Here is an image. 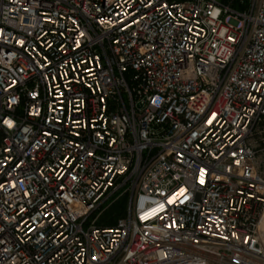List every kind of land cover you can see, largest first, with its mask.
Here are the masks:
<instances>
[{"label": "built area", "instance_id": "2783aa9c", "mask_svg": "<svg viewBox=\"0 0 264 264\" xmlns=\"http://www.w3.org/2000/svg\"><path fill=\"white\" fill-rule=\"evenodd\" d=\"M263 136L264 0H0V264H264Z\"/></svg>", "mask_w": 264, "mask_h": 264}, {"label": "rangeland", "instance_id": "374dc122", "mask_svg": "<svg viewBox=\"0 0 264 264\" xmlns=\"http://www.w3.org/2000/svg\"><path fill=\"white\" fill-rule=\"evenodd\" d=\"M264 137V136H263ZM263 145V144H262ZM129 207V195H121L117 198H111L101 207L103 220L114 221L124 215Z\"/></svg>", "mask_w": 264, "mask_h": 264}, {"label": "crops", "instance_id": "0c3cea01", "mask_svg": "<svg viewBox=\"0 0 264 264\" xmlns=\"http://www.w3.org/2000/svg\"><path fill=\"white\" fill-rule=\"evenodd\" d=\"M102 218H103V214H102V216L100 217V219H99V221H98V223H99L100 225H113V224H115V223L117 222V220H114V221L103 220V221H102Z\"/></svg>", "mask_w": 264, "mask_h": 264}]
</instances>
